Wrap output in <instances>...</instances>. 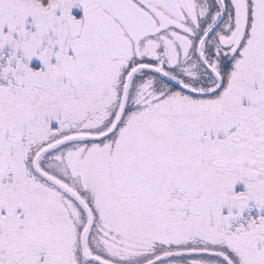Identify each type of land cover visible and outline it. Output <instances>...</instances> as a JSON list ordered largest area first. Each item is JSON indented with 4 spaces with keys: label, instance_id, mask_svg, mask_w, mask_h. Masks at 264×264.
<instances>
[{
    "label": "snow or ice",
    "instance_id": "1",
    "mask_svg": "<svg viewBox=\"0 0 264 264\" xmlns=\"http://www.w3.org/2000/svg\"><path fill=\"white\" fill-rule=\"evenodd\" d=\"M0 264H264V0H0Z\"/></svg>",
    "mask_w": 264,
    "mask_h": 264
}]
</instances>
